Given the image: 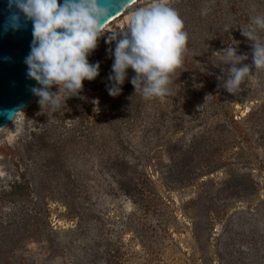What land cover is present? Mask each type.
<instances>
[{
    "label": "rangeland",
    "instance_id": "rangeland-1",
    "mask_svg": "<svg viewBox=\"0 0 264 264\" xmlns=\"http://www.w3.org/2000/svg\"><path fill=\"white\" fill-rule=\"evenodd\" d=\"M169 2L189 37L170 95L135 94L131 68L110 95L106 32L80 97L35 96L0 129V264H264V70L235 95L218 79L229 45L252 64L264 0Z\"/></svg>",
    "mask_w": 264,
    "mask_h": 264
},
{
    "label": "clouds",
    "instance_id": "clouds-1",
    "mask_svg": "<svg viewBox=\"0 0 264 264\" xmlns=\"http://www.w3.org/2000/svg\"><path fill=\"white\" fill-rule=\"evenodd\" d=\"M32 22L33 41L25 59L28 76L37 81L32 92L44 108L59 110L71 97H80L84 81H92L100 74V63H90L88 57L98 47L99 38L108 33L106 43L115 42L112 72L108 79L112 96L121 93V86L134 70L131 83L135 94L153 99L171 94L170 85L176 70L188 53V33L184 20L169 0H151L150 6L136 8L125 26L106 30L105 23L112 16L106 0H10ZM207 14V10H203ZM251 27L242 35L252 44V64H245L247 54H238L234 45L222 52L224 76L218 77L222 87L231 94L241 92L253 68L264 70V16L250 18ZM19 15L13 24L18 25ZM226 77V78H225ZM57 86V91H53ZM83 98V97H81ZM98 104V101H93Z\"/></svg>",
    "mask_w": 264,
    "mask_h": 264
},
{
    "label": "water",
    "instance_id": "water-1",
    "mask_svg": "<svg viewBox=\"0 0 264 264\" xmlns=\"http://www.w3.org/2000/svg\"><path fill=\"white\" fill-rule=\"evenodd\" d=\"M136 0H106L112 16L105 25L116 18ZM63 3V0H60ZM19 15L14 26V15ZM33 25L10 0H0V129L10 123L17 113L26 108L38 87L36 80L28 76L26 57L31 51Z\"/></svg>",
    "mask_w": 264,
    "mask_h": 264
},
{
    "label": "bare ground",
    "instance_id": "bare-ground-1",
    "mask_svg": "<svg viewBox=\"0 0 264 264\" xmlns=\"http://www.w3.org/2000/svg\"><path fill=\"white\" fill-rule=\"evenodd\" d=\"M137 1H138V0H136L135 2H137ZM135 2H134V3H135ZM134 3H133V4H134ZM133 4H131V5H133ZM131 5L127 6V7L124 9V11L122 12V14H123V13L125 12V10H127ZM122 14H120L119 16H121ZM119 16H117V17H119ZM117 17H116V18H117ZM116 18H113V19H112L111 21H109L107 24H109L110 22L114 21ZM107 24H106V25H107ZM106 25H105V27H106ZM35 96H36V95H35ZM35 96H34V98H35ZM34 98H33V100H34ZM31 102H32V101H31ZM31 102H30V103H31ZM24 109H25V108H24ZM24 109H22V110H24ZM22 110H20L19 112H21ZM19 112H18V113H19ZM18 113H17V114H18ZM15 117H16V116H15Z\"/></svg>",
    "mask_w": 264,
    "mask_h": 264
}]
</instances>
